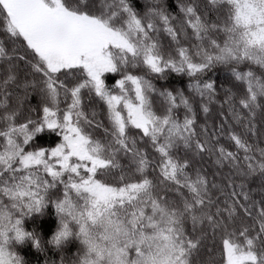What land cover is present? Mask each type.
I'll return each mask as SVG.
<instances>
[{"label": "snow or ice", "instance_id": "obj_1", "mask_svg": "<svg viewBox=\"0 0 264 264\" xmlns=\"http://www.w3.org/2000/svg\"><path fill=\"white\" fill-rule=\"evenodd\" d=\"M264 264V0H0V264Z\"/></svg>", "mask_w": 264, "mask_h": 264}, {"label": "trees", "instance_id": "obj_2", "mask_svg": "<svg viewBox=\"0 0 264 264\" xmlns=\"http://www.w3.org/2000/svg\"><path fill=\"white\" fill-rule=\"evenodd\" d=\"M138 3H141L142 0H137ZM173 2H175V0H173ZM33 264H35V261L33 260Z\"/></svg>", "mask_w": 264, "mask_h": 264}]
</instances>
